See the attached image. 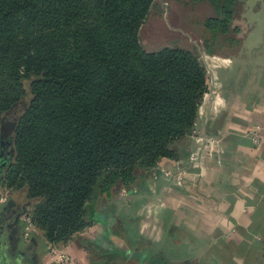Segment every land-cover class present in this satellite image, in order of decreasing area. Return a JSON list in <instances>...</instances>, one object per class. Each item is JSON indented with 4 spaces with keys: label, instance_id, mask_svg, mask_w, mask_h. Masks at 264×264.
I'll return each mask as SVG.
<instances>
[{
    "label": "trees",
    "instance_id": "obj_1",
    "mask_svg": "<svg viewBox=\"0 0 264 264\" xmlns=\"http://www.w3.org/2000/svg\"><path fill=\"white\" fill-rule=\"evenodd\" d=\"M155 1L0 0L8 207L29 217L47 244L81 240L89 264H137L107 237L82 239L100 221L94 198L131 191L162 159L184 160L207 90L194 52L142 47L139 30ZM205 1L216 17L204 27L227 34L241 0Z\"/></svg>",
    "mask_w": 264,
    "mask_h": 264
},
{
    "label": "crops",
    "instance_id": "obj_2",
    "mask_svg": "<svg viewBox=\"0 0 264 264\" xmlns=\"http://www.w3.org/2000/svg\"><path fill=\"white\" fill-rule=\"evenodd\" d=\"M242 24L243 31L234 25L225 35L209 32L208 42L198 47L191 39L190 51L206 69L207 90L187 157L160 160L131 191L97 195L92 214L101 215L100 221L82 239L96 243L107 237L109 247L127 258L141 257L140 251L150 248L149 255L172 264H264V3ZM255 134L258 144L252 142ZM177 175H182L181 187L175 184ZM8 206L9 200L0 222L13 234L14 251L30 254L33 242L20 247L24 216ZM120 221L126 229L116 232ZM131 230L134 240L127 237ZM32 238L39 264H54L42 252L46 241L31 233L28 242ZM165 242L168 254L162 253ZM66 246L72 264H89L81 240Z\"/></svg>",
    "mask_w": 264,
    "mask_h": 264
},
{
    "label": "rangeland",
    "instance_id": "obj_3",
    "mask_svg": "<svg viewBox=\"0 0 264 264\" xmlns=\"http://www.w3.org/2000/svg\"><path fill=\"white\" fill-rule=\"evenodd\" d=\"M262 3H264V0H241L237 2L234 13L236 24H233L232 21L229 32L233 31L232 26L234 25L242 31L245 30L244 28L246 27L243 26L242 22L244 19L249 20L256 9L259 11ZM215 17L216 14L212 6L205 0H156L147 21L139 30L140 43L147 52H155L165 47L180 48L190 51L193 47L191 39H195L192 41L197 47L199 45L201 46L202 43L204 44L208 42V40L205 42L204 38H209L210 34L204 27L203 21ZM197 47L194 46V49ZM0 192L7 193L8 198L9 196L12 198L14 197L13 192L7 190L2 181H0ZM108 194L109 191L106 190L103 193V196H108ZM25 210L27 211V209ZM23 216V214L20 215V217ZM16 229V235L18 236V225L16 226ZM33 231V235L37 234L42 237L41 233L34 227ZM24 236L25 233L23 228L22 237L24 238ZM127 237L129 240H134L136 237L134 231L131 230ZM23 242L20 243L21 249L28 246L30 247V244L32 242L34 243L32 248L33 251H31L30 248L29 250L30 253L36 250L37 254L35 252L33 253L34 259L36 263L39 264L40 257L37 249L38 244L36 243L35 238H32L31 242H28V239H24ZM51 246L57 250H64L67 252V246L64 247L65 245ZM74 246L78 248L76 243H74ZM41 249L42 252L44 251L46 253L51 263H54L55 260L49 254L46 242L42 245ZM149 249L150 248H146L145 252L140 251L141 257H135L137 264H162L161 262L164 260L162 259L160 262V258H155L149 255ZM81 255H83V253ZM75 259H77V257H75ZM155 259L157 260L155 261ZM72 263L73 262L71 261V264ZM77 264H80V262L77 261Z\"/></svg>",
    "mask_w": 264,
    "mask_h": 264
},
{
    "label": "flooded vegetation",
    "instance_id": "obj_4",
    "mask_svg": "<svg viewBox=\"0 0 264 264\" xmlns=\"http://www.w3.org/2000/svg\"><path fill=\"white\" fill-rule=\"evenodd\" d=\"M8 150L4 142L0 143V174L2 173L5 161L8 160ZM2 224V225H1ZM5 225L6 221H5ZM14 251L13 234L5 229L3 222H0V264H37L33 255ZM6 259V260H5Z\"/></svg>",
    "mask_w": 264,
    "mask_h": 264
},
{
    "label": "built area",
    "instance_id": "obj_5",
    "mask_svg": "<svg viewBox=\"0 0 264 264\" xmlns=\"http://www.w3.org/2000/svg\"><path fill=\"white\" fill-rule=\"evenodd\" d=\"M194 134H195V131L193 129L191 136H194ZM252 142L254 144H258L259 139L256 136V134L252 137ZM189 159L191 162H195L196 156L190 155ZM164 175L167 177L170 176V174L167 172L164 173ZM175 184L177 187H181L183 185L182 175L176 176ZM7 195H8L7 193H1L0 192V210L8 201ZM23 224H24V233H25L24 239H29V235L33 232V226H32L30 218L27 216H24ZM47 248H48L47 250H48L49 254L55 260L54 264H71V257L67 252H65L64 250H57L49 244H47Z\"/></svg>",
    "mask_w": 264,
    "mask_h": 264
},
{
    "label": "water",
    "instance_id": "obj_6",
    "mask_svg": "<svg viewBox=\"0 0 264 264\" xmlns=\"http://www.w3.org/2000/svg\"><path fill=\"white\" fill-rule=\"evenodd\" d=\"M6 162V161H5ZM0 163H1V161H0ZM4 165H5V163H4Z\"/></svg>",
    "mask_w": 264,
    "mask_h": 264
}]
</instances>
